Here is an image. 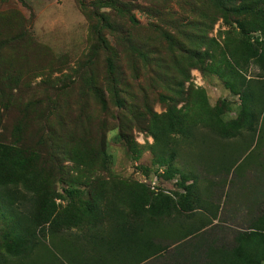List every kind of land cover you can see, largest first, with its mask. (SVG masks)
Returning <instances> with one entry per match:
<instances>
[{"label": "rangeland", "instance_id": "374dc122", "mask_svg": "<svg viewBox=\"0 0 264 264\" xmlns=\"http://www.w3.org/2000/svg\"><path fill=\"white\" fill-rule=\"evenodd\" d=\"M263 11L0 0V160L23 172L0 178V264H153L142 258L163 245L264 231ZM166 112L177 132L155 140L150 113ZM129 225L141 230L119 233Z\"/></svg>", "mask_w": 264, "mask_h": 264}, {"label": "trees", "instance_id": "16d2710c", "mask_svg": "<svg viewBox=\"0 0 264 264\" xmlns=\"http://www.w3.org/2000/svg\"><path fill=\"white\" fill-rule=\"evenodd\" d=\"M256 1L257 0H241L242 2V6H250V2H252V4L256 5ZM264 1V0H261ZM262 19H263V23H264V11L261 14ZM261 43L263 44V46L260 47V55H264V40L261 41ZM257 49L253 48L251 50V53L253 55L256 54ZM258 55V56H260ZM119 101V98H118ZM117 101V102H118ZM122 98H120L119 104H121L122 102ZM122 105V104H121ZM170 113L168 114V112H166L165 114H161V115H157L154 113H150V120L147 121V128L150 132V134L153 136V139L157 140L158 138L161 139H165V135L167 133L170 132H177V129L175 128L176 124L175 122L172 120V118L170 117ZM152 121V122H151ZM150 122L151 127L149 126ZM12 149L9 148V150H5L4 147V151H0V155H4L7 154L9 156V154L11 153ZM69 154H71V158H73V161L79 159H82L83 156H81L75 149H71L68 151ZM2 155V156H3ZM16 156H14L15 158ZM90 158H94V154L90 157ZM4 159V158H2ZM0 160V178H6V177H10L9 180L11 181V179H13L14 182L19 181L21 175L23 172H19V173H13V171L11 169L8 168L7 163L9 162L8 160ZM7 161V162H6ZM83 164V162L81 163ZM9 165L12 166L13 163L10 161ZM144 171H146V168H144ZM165 177H169L170 175L168 174V172L166 171L165 174H163ZM23 180L25 181H30L31 177L29 176H22ZM35 179H32V182H34ZM33 185V190L37 191L41 194H38L39 196V200H38V212L43 211L42 213V218L45 219V221L48 219H52L53 220V224H54V220L55 217L52 216V210H53V200L51 199V197L48 196L47 194V190H45V186L44 187H40L41 183L39 184H32ZM73 190V189H72ZM149 195L152 196V198L158 199L160 197L163 198H168L163 192L161 191H153L150 190V192H148ZM78 209H84L85 205L87 206V203L85 202H78L77 204ZM41 210V211H40ZM53 217V218H52ZM140 229V227L134 228L132 225L129 226H119V233H121L122 235L125 236H132L135 235ZM205 232H202L200 235L204 234ZM33 234V233H32ZM244 235H246L247 238L245 239H238L237 240V245L244 247L247 245V249L249 250V254H251L252 251H254L255 249V254H254V258L247 259L244 257V255H240L239 256V264H260V261H262L264 259V231L262 232H258L255 230H250L248 232H244L242 233ZM20 235V234H17ZM15 239V238H14ZM15 240L20 241L21 242V238L17 237ZM245 242L247 244H245ZM28 243H30L28 241ZM184 242H178L176 244H174L173 246H162L161 248H155L153 250V252L151 254H149L148 256L143 257L142 259L145 261L153 262V264H235L234 260H232V258H228L229 254L228 251L230 250L228 243L224 242V243H220L216 244L214 242H212V240H210L209 242H206L205 245L200 243V241L198 243H194L192 242L191 245L188 244V248H190L189 250H187L185 252V247L187 245L184 246L183 244ZM204 245L203 250H200V246ZM233 249V251H232ZM231 249V254H235V250H236V246L235 248L232 246ZM251 250V252H250ZM186 253V254H185ZM215 254V255H213ZM239 254V253H238ZM173 255V256H172ZM220 258H223L224 261L222 262V260H220Z\"/></svg>", "mask_w": 264, "mask_h": 264}, {"label": "crops", "instance_id": "0c3cea01", "mask_svg": "<svg viewBox=\"0 0 264 264\" xmlns=\"http://www.w3.org/2000/svg\"><path fill=\"white\" fill-rule=\"evenodd\" d=\"M258 210V209H257ZM259 212V210L257 211V213ZM257 218V217H256ZM259 219H261L260 217H259ZM262 224H264V222H262ZM249 225V224H248ZM250 228H252V229H250ZM247 229H248V231H250V230H255V231H258V232H262V229H260V230H258V228L257 227H251V226H247ZM248 231H246V232H248ZM245 238H247L246 237V235H244V234H242L241 232H236V233H234L232 236H230V237H226V238H224V239H219L220 241V243H224V242H227L228 243V246L230 247L229 249V251H228V254H229V256H228V258L230 257V258H233V260H234V263L235 264H239V261H240V259H239V256L242 254V255H244V257L245 258H247V259H249V257H250V254H248L249 253V250L247 249V245L246 246H244V247H241V246H238L237 245V240L238 239H245ZM215 239L213 238L212 239V242H214L215 243V241H214ZM200 243H201V241H200ZM245 244H247L246 242H245ZM232 246L235 248V246H236V250L234 251L235 252V254H231V249H232ZM232 251H233V249H232ZM250 252H251V250H250ZM239 253V254H238ZM213 255H215V254H213ZM223 262V261H222ZM260 264H264V259L262 260V261H260Z\"/></svg>", "mask_w": 264, "mask_h": 264}, {"label": "built area", "instance_id": "2783aa9c", "mask_svg": "<svg viewBox=\"0 0 264 264\" xmlns=\"http://www.w3.org/2000/svg\"><path fill=\"white\" fill-rule=\"evenodd\" d=\"M158 172H159V173H162V171H161V170H159ZM150 188H151V190H153V191H155V192H156V191H158V189H157V188H155L154 186H151Z\"/></svg>", "mask_w": 264, "mask_h": 264}]
</instances>
